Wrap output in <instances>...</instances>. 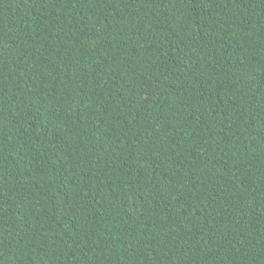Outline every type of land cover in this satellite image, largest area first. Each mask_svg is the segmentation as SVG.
I'll return each mask as SVG.
<instances>
[{
  "label": "trees",
  "instance_id": "obj_1",
  "mask_svg": "<svg viewBox=\"0 0 264 264\" xmlns=\"http://www.w3.org/2000/svg\"><path fill=\"white\" fill-rule=\"evenodd\" d=\"M0 264H264V0H0Z\"/></svg>",
  "mask_w": 264,
  "mask_h": 264
}]
</instances>
